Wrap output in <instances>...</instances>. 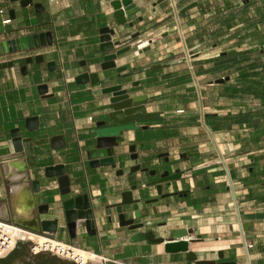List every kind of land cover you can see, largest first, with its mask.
<instances>
[{
	"label": "crops",
	"instance_id": "obj_1",
	"mask_svg": "<svg viewBox=\"0 0 264 264\" xmlns=\"http://www.w3.org/2000/svg\"><path fill=\"white\" fill-rule=\"evenodd\" d=\"M110 1L34 0L22 6L20 0H0V63L14 62L0 69V218L33 227L20 222L25 218L16 210L13 190L18 167L26 163L12 143L13 129L20 128L23 137H31L35 156V164L22 170L23 187L33 196L31 181L40 180L50 205L40 218L59 219L57 239L103 256L105 264H197L185 252L133 240L141 231L168 238L176 229L187 228L203 237L191 244L201 260L220 261L223 251L221 260L264 264V197H249L251 191L264 192V184L247 183L256 152L242 151L251 145L254 127L235 121L261 101L250 93L230 95L229 89L240 87L241 70L218 68L222 54L264 49V0H181L182 29L173 24L167 0H134L141 11L129 17L132 26L117 24ZM83 21H91V28L73 35L71 30ZM105 25L115 29L118 48L131 45L132 35L140 32L141 45L116 61L118 67L126 66L122 72L101 67L107 52L101 50L99 29ZM44 31H52V45L20 52H9L5 45L12 38ZM146 46L150 49L140 52ZM188 51H193L196 80L184 57ZM37 54L44 55L43 62L26 63V57ZM51 61L55 64L49 65ZM86 71L97 72L99 82L77 83L76 77ZM227 76L229 80L217 82ZM119 83L132 96L146 95L147 111L161 115L123 123L133 126H126L117 138L116 167H94L88 151L96 147L98 132L119 125L110 117L111 95L103 90ZM41 84L48 85L47 93L40 90ZM208 114L217 115L220 128L203 124ZM30 117L38 118L36 129L28 127ZM56 136L63 140L53 142ZM131 145L139 154L136 160ZM259 147L257 153H263L264 138ZM260 163L264 167V159ZM57 164L66 168L70 193L62 192L67 186L62 187L58 177L46 176V167ZM136 164L147 171L133 173L130 180ZM167 169L171 174L180 169L182 176L163 184L159 193L149 183ZM135 184L133 197L140 200L141 214L137 216L131 205H124L123 211L144 224L139 229L121 225L116 207ZM84 193L93 199L96 233L80 220L72 236L63 203ZM30 212L28 217L37 221L35 204ZM241 223L251 224L244 235ZM243 240L251 246L246 249Z\"/></svg>",
	"mask_w": 264,
	"mask_h": 264
},
{
	"label": "water",
	"instance_id": "obj_2",
	"mask_svg": "<svg viewBox=\"0 0 264 264\" xmlns=\"http://www.w3.org/2000/svg\"><path fill=\"white\" fill-rule=\"evenodd\" d=\"M14 1V0H11ZM164 0H159L162 2ZM34 4V0H20V4L22 6H27L28 4ZM110 5L113 8V17L116 20L118 25H133L132 21H129V17L137 14L141 11V8L137 6L134 0H111ZM36 7H43L42 3H35ZM194 5H191V8ZM70 15L72 13V7L67 9ZM14 10H11L12 17L14 16ZM141 19V17H140ZM91 28V21H83L76 25L71 30L73 35H77L80 32L89 30ZM100 34V47L101 50L107 52L104 55V61L101 64L102 69H110L117 68L118 72H122L126 69V66L123 65L121 67L117 66V60L120 55L132 49V47H137L141 45L140 32H137L132 35L133 43L130 45H126L124 47H120V41L118 39H114L116 37V31L113 27L109 25H105L99 29ZM54 43V37L52 31H44L41 33H35L30 35H23L19 37L12 38L5 42V45L9 52H20L29 49H35L40 47H45L48 45H52ZM152 43V40L149 44ZM150 49V46L144 47L140 52H144ZM26 63L38 62L41 63L44 61V55H30L26 57ZM13 61L0 63V69L5 67H12ZM49 65H54L55 62L51 61L48 63ZM22 71L27 73V65L22 66ZM230 77L220 78L217 82H225L229 80ZM76 82L79 84L83 83H97L99 82V74L97 72L86 71L79 74L76 77ZM40 90L43 93L48 92V85L41 84L39 86ZM104 93L110 94V104L112 108V112L110 113L111 119H114L119 125L106 128L100 132H98L97 144L94 149L88 151V156L90 158V164L92 166H112L116 167V158L118 156L117 147L120 145V141L117 139L123 130L133 125H122L123 123H127L130 121H138L150 118L160 117V113L158 112H148L146 103L147 97L146 95L132 96L128 89L123 87L122 83L115 84L109 87H106L103 90ZM27 125L30 129H36L39 125V120L37 117H30L27 119ZM13 139L12 143L14 146L15 154H24L26 157V163L24 164V168L22 170H27L29 167L35 164V156L34 149L32 146L31 137H23L21 134L20 128H15L12 131ZM63 140L62 136H56L53 139V142L59 143ZM131 151V158L136 160L139 157V154L135 151V145H131L129 147ZM164 156H168L167 153L163 154ZM47 177H58L62 187L67 186L66 190H62L63 193H70V181L69 176L66 174V168L63 164H57L48 166L45 169ZM138 171H147L141 169L140 164H136L131 167L130 177L129 179H133V173ZM122 172V171H120ZM157 170H153L151 172L152 175L156 174ZM182 176V171L180 169L176 170L175 173L171 174L167 169L163 173H161L160 177L152 182L149 185H155L159 191L162 193L163 184L171 185L172 181L180 179ZM32 187L31 191L33 194L34 203L38 208V216H37V226L30 227L31 230L36 232L44 231V232H57L58 230V222L59 219H41L40 215L47 214L49 212V203L45 202L44 192L41 190V184L39 179H34L31 181ZM138 188V185L135 184L132 188L122 195V201L116 204L117 212L119 213L120 223L124 226H129L131 229H139L144 226L143 223H135V218H127L126 213L123 211L124 205H131L134 212L137 216H140V200L134 199L133 192ZM65 209V216L67 221V226L72 234L75 235L77 224L80 220H83L88 231L92 233H96V217H95V207L92 198L89 193L79 194L72 196L66 199L63 203ZM111 219V218H110ZM251 227V224H245L244 228L248 230ZM135 241L145 240L151 244H163L165 247V251L167 252H185L187 259L189 261H195L197 264H237L236 261H225L221 260L224 257V252L219 251V259L217 260H207V259H199L196 251L191 249V244L195 242H199L203 240L202 235L194 234L193 229L187 228H179L176 229L172 236L165 237H157L155 233L150 231H141L135 234L133 237ZM20 247H24L26 249V245H19L18 248L10 254L5 259L0 260V264H11L14 257H20ZM27 252V250H26ZM28 254V252H27ZM29 255V254H28ZM29 257H31L29 255ZM33 260L41 262H49L53 261L54 263L59 264H74L72 262L60 260L57 258L49 257V256H39L37 258L31 257ZM62 262V263H61Z\"/></svg>",
	"mask_w": 264,
	"mask_h": 264
},
{
	"label": "built area",
	"instance_id": "obj_3",
	"mask_svg": "<svg viewBox=\"0 0 264 264\" xmlns=\"http://www.w3.org/2000/svg\"><path fill=\"white\" fill-rule=\"evenodd\" d=\"M169 4V16L177 29H182V5L181 0H167ZM5 23L10 22V19L4 20ZM182 32V31H181ZM183 35V32H182ZM192 56L185 58L188 62L190 73L194 80L197 79L196 66L193 59V51H188ZM92 119V117H90ZM206 125L204 118L202 119ZM230 188L234 187L232 180L228 181ZM91 196V195H90ZM93 200V199H92ZM243 235L245 228L241 223ZM32 235L34 237H32ZM246 249L251 246V243L245 241ZM19 245H26V250L31 257L49 256L60 260L72 262L74 264H105L107 261L103 256L81 249L70 243H66L57 239L53 232L39 233L27 227L19 225L10 220L0 218V260L5 259L12 254ZM248 245V246H247Z\"/></svg>",
	"mask_w": 264,
	"mask_h": 264
},
{
	"label": "trees",
	"instance_id": "obj_4",
	"mask_svg": "<svg viewBox=\"0 0 264 264\" xmlns=\"http://www.w3.org/2000/svg\"><path fill=\"white\" fill-rule=\"evenodd\" d=\"M230 67H236L237 70H241L238 77L240 87L231 88L228 93L232 96L238 93H250L261 101L260 105L254 107L253 110L242 112L236 116L235 121L239 124H252L254 127L251 145L243 147L242 151L254 150L256 152L252 156L254 164L252 169L249 170L251 177L247 180V183L249 181L251 184L262 185L264 184V167L261 166L260 160L264 159V151L263 153H257V150L260 149V142L264 138V49L257 52L234 51L220 55L218 68L228 69ZM215 117L217 115L208 114L205 115L204 119L207 125H211L213 128H220L221 126L214 120ZM249 197L262 200L264 192L251 191Z\"/></svg>",
	"mask_w": 264,
	"mask_h": 264
},
{
	"label": "bare ground",
	"instance_id": "obj_5",
	"mask_svg": "<svg viewBox=\"0 0 264 264\" xmlns=\"http://www.w3.org/2000/svg\"><path fill=\"white\" fill-rule=\"evenodd\" d=\"M18 168L20 169L21 172H19L20 174H15V177L13 179L15 181L13 190H14V193L17 195V205H16L17 209L16 210L20 218H25L23 220L19 219L21 223L35 227L36 221L28 217L29 213H31L30 209H32L33 205L35 204L32 198L33 196L30 194L29 191H27V189L23 187L24 180H22L23 179L22 165L19 166ZM195 248H196V245L194 246L193 249ZM20 251H21L20 257H14L11 264H38V261H35L31 257H29L24 247H20ZM39 263L40 264H57V263H54L53 261H49V262L39 261Z\"/></svg>",
	"mask_w": 264,
	"mask_h": 264
},
{
	"label": "rangeland",
	"instance_id": "obj_6",
	"mask_svg": "<svg viewBox=\"0 0 264 264\" xmlns=\"http://www.w3.org/2000/svg\"><path fill=\"white\" fill-rule=\"evenodd\" d=\"M192 54V52L191 53H185L184 54V57L186 58V57H188V56H190ZM192 56V55H191ZM240 230H241V232H243V229H241V227H240ZM32 237H34L33 235H32ZM244 241V240H243ZM244 243H245V241H244ZM243 243V244H244ZM248 243H250V242H248ZM243 244H241V245H243ZM244 246H246V244H244Z\"/></svg>",
	"mask_w": 264,
	"mask_h": 264
}]
</instances>
